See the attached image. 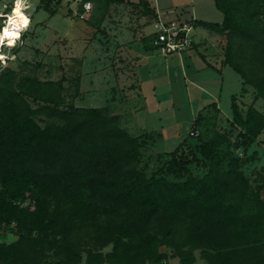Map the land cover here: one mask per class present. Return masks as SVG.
<instances>
[{
  "label": "trees",
  "instance_id": "16d2710c",
  "mask_svg": "<svg viewBox=\"0 0 264 264\" xmlns=\"http://www.w3.org/2000/svg\"><path fill=\"white\" fill-rule=\"evenodd\" d=\"M86 1L103 14L126 3L132 15H154L147 0H80L78 12ZM213 1L220 23L189 24L221 35L222 64L253 99L244 108L231 95L227 130L207 104L193 119L195 140L169 152H143L154 133L131 134L108 106L76 105L61 79L0 73V264H193L195 251L208 264H264V166L253 179L243 170L264 130L255 106L264 100V0ZM52 2L37 8L54 15ZM153 36L142 37L145 49ZM7 233L16 238L5 242Z\"/></svg>",
  "mask_w": 264,
  "mask_h": 264
},
{
  "label": "rangeland",
  "instance_id": "374dc122",
  "mask_svg": "<svg viewBox=\"0 0 264 264\" xmlns=\"http://www.w3.org/2000/svg\"><path fill=\"white\" fill-rule=\"evenodd\" d=\"M55 1L53 0L51 7H56V13L50 15L43 8H37L39 0H29L33 7L26 8L24 11L25 14L29 15L31 23L26 30H23L22 35L24 34V36L17 41L14 47L5 46L2 48L4 53L13 54L9 60V67L19 72L35 74L41 79H61L65 88L63 93L66 99L73 100L76 105L108 106L112 113L120 115L121 125L127 129L130 122L129 117L132 116L131 112L141 97V103H146L144 104L146 108L138 111L135 120L142 121L144 129L149 131L158 130L160 125L167 126L163 130L165 131L163 138H155L152 143L142 149L145 153L169 152L185 136H188V141H194L196 135L189 134L191 130H194L192 121L206 100L199 103L197 100L198 92L190 90L185 80L180 76L165 83L166 79L162 78L164 77L162 73L164 69L161 68L160 74L156 77V84L159 87L157 85V88L153 89L150 80L142 84L144 100L142 96H139L138 88L135 86L134 74H129L126 71L128 65L122 67L123 60L120 59L122 54H120L121 50L118 49L120 44L111 41L106 29L111 27V22L122 21V17L127 14V8L122 9L120 7L116 10L109 8L107 12H111V19H106V16L103 15L101 20L103 12L94 5L90 11L84 13L83 17H79L75 13L78 1L61 0L59 5H55ZM210 1L213 3V0H204L203 4L195 3L192 0H165L164 3L167 2L171 8L163 9L162 13L167 12L168 17L174 16L175 12H178L182 7H187L191 11L190 2H193L199 7L197 15L194 14L195 17L219 22L218 18L206 15V12H210L212 7L214 10L216 9L214 4H209ZM4 4L8 5L7 8L3 7ZM152 5H154L153 0ZM13 6V0H0V10L7 12L6 15L11 12ZM161 6L157 5L156 9L159 10ZM215 11L221 13L217 9ZM112 13H115L113 14L114 17L119 15L117 20L113 18ZM161 17L163 18V15ZM2 18L0 17V25L3 26L4 20ZM105 20V25L102 26ZM196 29L198 28L192 30L193 33L196 31L198 33ZM146 31L155 32L156 28L150 26ZM197 36L195 35L196 38ZM148 54L152 55L151 59H153L149 63L151 67L165 61L164 55L155 50H150ZM129 61V66H131L133 59ZM217 75L219 83L212 82L220 109V113L217 115V128L227 130L230 127L228 117L231 115V95L238 96L240 105L245 108L252 102L254 92L252 88L248 87L247 92L241 95L242 80L230 66H226V68L223 66L221 72L217 71ZM220 84L222 85L221 89L218 88ZM74 93H77L76 96ZM255 105L264 113L263 99H258ZM204 113L212 114V111L209 110ZM139 115L140 117H138ZM40 123L41 125L44 124L43 121ZM129 127L131 128L128 131L135 134L134 125H129ZM253 151L257 155L260 154V158L257 156V158H251ZM239 152L241 155V150ZM246 155L250 157V160L243 165V170L253 179L254 174L252 172L264 166V130L247 150ZM190 167L193 173H201L202 171V168L194 163ZM15 238L16 236L13 234L7 233L4 240L10 242ZM195 257L193 264H208L199 256L198 251H195ZM168 262L180 264L178 258L169 259Z\"/></svg>",
  "mask_w": 264,
  "mask_h": 264
},
{
  "label": "crops",
  "instance_id": "0c3cea01",
  "mask_svg": "<svg viewBox=\"0 0 264 264\" xmlns=\"http://www.w3.org/2000/svg\"><path fill=\"white\" fill-rule=\"evenodd\" d=\"M130 1L138 2L139 0H130ZM147 1L150 7L154 9V15L138 17L137 15L130 14L129 12L130 6L126 3L111 4L109 8L114 10H116L117 8L120 9V7H122V9L126 7L127 14L122 17L123 18L121 19L122 21L118 23L111 22L112 24L111 27L106 29L107 33L109 34L108 37H111V41L112 42L115 41L117 44H120V47L118 49L121 50L120 54H122V57L120 58L123 60L122 67H124V65H128L127 67L128 70L126 69V71L129 74H134L133 78L136 79L135 86L138 88V92L140 94L139 96H142V98H144L145 100V95L142 89L143 88L142 84L145 81L150 80L152 88L153 89L157 88L158 84H156L157 81L156 77H158V75L160 74L159 70L161 68L162 70L164 69V71L162 72L164 74V77L162 78L166 79L165 83L172 81L171 80L172 78L180 76L185 80L190 90L192 89L198 92L199 95L197 97V100L199 103L206 100V103L202 104L200 109L212 102H215L218 107V101L215 98L216 92L213 91L214 86L212 85V82L219 83L217 78L218 76L217 71L221 72L223 66L224 68L228 66L222 64V50L220 45L221 35L213 31H210L206 28H203L201 26L191 25L190 32L193 41L191 47L181 53H172L170 55H166L164 56L165 58L164 62H159L158 65L151 67L149 63L153 61V59H151L152 55H149L148 53H150V50L154 51V49H150V50L145 49L144 43L142 41V37L153 33V31H149V32L146 31L148 27L151 26L156 28V24L159 19L164 21L166 20H170V21L176 20L180 22L183 21L188 24L191 23V20H203V19H198L197 17H195L194 14L197 15V13L199 12L198 10L199 7H197V4H194L193 2H190L191 11L187 7H182L178 12H175L174 16L168 17L167 12H165L164 14L162 13L164 11L163 9L171 8L167 5V2L164 3L165 0H153L154 5H152V0H147ZM192 1L201 4H203L202 2H204V0L202 1L192 0ZM209 4H214V1L213 3H211L210 1ZM157 5L159 7L160 5H162L161 8H159V10L156 9ZM211 10L210 12H206V15L218 18L219 22L217 23H220L223 19V14L215 11L213 7ZM110 13L106 11L103 15L106 16V19H111ZM115 13H112V16L115 20H117V17L119 15H116L117 17H114L113 14ZM103 15H101L100 18L101 20L103 19ZM162 15L163 18L161 17ZM203 21H207V20H203ZM105 22L106 20L104 21V23H102V26L105 25ZM209 22H215V21H209ZM195 28H198L196 29L198 30V33L197 31L193 33L192 30ZM195 35H198L197 38L195 37ZM131 59H133V61L131 62V66H129V62H130L129 60ZM218 88L221 89L222 85L220 84V87ZM139 99L140 101L138 100L139 102L137 106H135L131 112L132 116L129 117L130 118L129 125L131 126L134 125L135 127L134 128L135 134L133 135H139L143 132H152L155 134V138L157 137L163 138L165 135L164 133L165 131L163 130L166 129L167 126L160 125L158 130L155 129L149 131L147 129H144L145 127L142 125V121L135 120V117H137L138 115V111L142 108H146V106L144 105L146 103H141L142 102L141 97ZM138 117H140V115ZM129 125H128V130L131 128L129 127ZM163 152H168V151H163ZM257 157L260 158V154L257 155Z\"/></svg>",
  "mask_w": 264,
  "mask_h": 264
},
{
  "label": "built area",
  "instance_id": "2783aa9c",
  "mask_svg": "<svg viewBox=\"0 0 264 264\" xmlns=\"http://www.w3.org/2000/svg\"><path fill=\"white\" fill-rule=\"evenodd\" d=\"M76 1L79 2L80 0H76ZM86 5H90V8L86 9ZM91 8H92V3L90 1H86L83 3V11L78 12L76 9L75 13L79 17H83L84 13L90 11ZM5 20H6V17H5ZM1 28H3V26H1ZM190 31H191V25L186 22H183V21L180 22L176 20L164 21V20L159 19L156 24V31L154 32V36L152 37V40H151L153 49L164 56L170 55L172 53L184 52L191 47L192 42H193ZM20 38H21V35H20ZM5 46L8 47L7 45H4L3 47ZM0 51H2V49H0ZM7 55L9 57V59L6 61L7 67L2 68V70H0V73L4 69L9 67V60H11L13 54H7ZM189 134L196 135L197 131H190Z\"/></svg>",
  "mask_w": 264,
  "mask_h": 264
},
{
  "label": "clouds",
  "instance_id": "9594fccd",
  "mask_svg": "<svg viewBox=\"0 0 264 264\" xmlns=\"http://www.w3.org/2000/svg\"><path fill=\"white\" fill-rule=\"evenodd\" d=\"M13 5L11 13L7 14L5 26L0 29V49L3 48L5 42L9 48L14 47L16 41L20 39L21 32L26 30L31 23L29 15H26L24 11L26 8L33 7L29 0H13ZM7 6V4L3 5L4 8H7ZM87 8H90V5H86ZM3 16H5V13L0 10V17ZM8 59V55L0 51V70L7 67L6 61Z\"/></svg>",
  "mask_w": 264,
  "mask_h": 264
},
{
  "label": "bare ground",
  "instance_id": "6f19581e",
  "mask_svg": "<svg viewBox=\"0 0 264 264\" xmlns=\"http://www.w3.org/2000/svg\"><path fill=\"white\" fill-rule=\"evenodd\" d=\"M11 13V12H10ZM10 13H8V14H10ZM5 17H6V19H7V15H5ZM6 21V20H5ZM5 26V22H4V25H3V27ZM5 45H7V43H5Z\"/></svg>",
  "mask_w": 264,
  "mask_h": 264
}]
</instances>
